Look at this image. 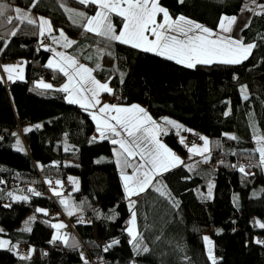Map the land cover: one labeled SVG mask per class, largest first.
Wrapping results in <instances>:
<instances>
[{"label":"trees","instance_id":"16d2710c","mask_svg":"<svg viewBox=\"0 0 264 264\" xmlns=\"http://www.w3.org/2000/svg\"><path fill=\"white\" fill-rule=\"evenodd\" d=\"M0 2L47 17L50 34L61 28L75 39L67 52L90 66L93 76L112 90L109 95L139 103L155 119L170 116L181 122L193 130L187 135L199 136L192 143H200L204 134L210 157L200 170L182 163L157 177L155 187L164 196L149 187L132 198L139 248L149 249L138 250L127 232L129 207L111 157V140L93 138L91 116L79 105L69 104L66 93L59 91L66 78L47 67L53 52L45 48L54 49L48 44L49 33L40 36L38 23L0 25V61L22 60L25 69L23 79L0 78V236L11 242L9 248H0V264H93L83 252L95 254L98 264H212L204 244L207 232L216 264H264V244L257 243L264 241V228L259 226L264 224V167L255 139L264 137V8L259 7L264 0H159L172 18L181 15L212 29L223 16L241 11L246 15L240 41L255 45L249 57L236 65L195 68L84 32V22L73 13L90 17L96 13L95 5L78 0H35L34 7V0ZM111 19L119 32L122 17L112 14ZM12 30L16 36L10 35ZM41 81L52 87H36ZM242 88L247 89V99ZM24 125H30L31 131L26 132ZM161 137L187 155L173 129ZM101 155L104 158L97 160ZM204 171L214 180L210 197L202 195ZM69 175L79 177L78 187L69 183ZM46 181L55 185L60 181L61 187L54 189L62 195H53ZM65 181L71 189L63 193ZM9 193L27 199L14 200ZM61 199L75 209L67 220L49 214L66 212ZM38 208L48 214L37 212ZM29 212L34 214L31 226L20 228ZM60 221L63 229L52 227ZM58 233L68 237L67 244L52 241ZM15 242L30 246L31 255L21 259Z\"/></svg>","mask_w":264,"mask_h":264},{"label":"snow or ice","instance_id":"6c2138e0","mask_svg":"<svg viewBox=\"0 0 264 264\" xmlns=\"http://www.w3.org/2000/svg\"><path fill=\"white\" fill-rule=\"evenodd\" d=\"M85 6L95 5L98 9L94 16H86L82 12L73 13L74 16L83 21V29L86 33H93L107 41H117L121 44L129 45L133 48L141 49L145 52H153L167 60L174 61L177 64L187 68H195L197 65L225 64L236 65L246 60L255 47L254 44L245 45L242 41L232 39L228 36L217 35L210 29L195 23L184 16L175 20L170 16L167 9L159 5V0H78ZM181 3L184 0H180ZM35 6V0L32 5ZM264 8V5L259 6ZM69 11L68 9H65ZM8 11H13L15 15H7ZM115 14L122 17L123 27L117 34L113 26L111 16ZM162 14V21H157V16ZM235 17H222L219 29L222 33H230L232 25L235 23ZM80 21L74 20V23ZM15 25L16 23L36 25V20L22 12L20 8H10L6 3L0 2V25ZM246 26V25H245ZM39 35L44 36L52 32V26L48 20L40 18ZM11 36H16L17 31H10ZM149 36L154 37L150 39ZM55 43L63 41L62 47L69 48L74 41L65 37L63 31L60 32V38H52ZM46 51H52L54 57L59 59H50L47 67L58 70L67 77L65 83L59 91L67 94L69 104H77L91 116L96 124V131L101 139H111L113 145L118 148L114 150L117 157L116 163L121 168V180L123 182L126 197L130 200L131 219L127 228L128 235L131 237L130 243L133 246L148 252L147 247L139 248L140 241L136 233V216L135 202L131 201L133 196H139L149 187H153L161 196L165 192L155 187L157 177L163 173L171 171L173 168L182 164V161L169 148L161 143L159 136L165 130L159 126L148 113L138 105L130 107H121L104 103L101 105L99 96L101 92L111 94V89L107 84L98 82L92 75V69L79 64L72 57L65 55L63 52H56L55 49L45 48ZM91 59V57H88ZM99 68V65H97ZM4 72L7 73L8 80L23 79V68L17 66H4ZM15 74V75H14ZM38 88L49 89L52 86L40 82L36 85ZM244 99H247V89L242 88ZM99 106V107H97ZM89 109H96V112H90ZM227 115V113H226ZM165 123L179 128L171 120H165ZM37 128L40 125H36ZM31 131V129H26ZM166 134V133H165ZM15 135V134H13ZM229 139H236L235 136H229ZM200 139L204 142L203 147L193 145L188 148L190 154L204 155L209 151V142L203 136ZM259 147L257 151L260 154V163L264 165V141L260 137H255ZM181 139V143H183ZM17 150H22L17 141ZM138 158V160H137ZM126 169H132V174H126ZM240 172H245L243 167L239 168ZM71 180V178H70ZM46 183L51 184L50 181ZM72 183H76L72 181ZM57 188L61 187L60 181H56ZM212 185L209 184V197L211 196ZM34 195L39 196L41 193L29 189ZM53 195L61 196L62 193L53 189ZM14 200H26L25 196H13ZM67 215H73L75 209L70 207V201L67 199L60 200ZM37 212L48 213L45 210L37 209ZM259 224V222H257ZM264 228V224H259ZM52 227L57 230L65 227L63 224H53ZM29 230L30 229H26ZM61 240L65 244L68 237L59 233L52 237V241ZM204 242L208 247V258L212 264H216L215 257L212 253L211 241L204 237ZM5 242L0 241V247ZM115 243V241L113 242ZM264 244V241H257ZM108 247H111L109 245ZM107 250V248L105 249ZM27 257H21L25 259ZM87 264V261H85Z\"/></svg>","mask_w":264,"mask_h":264},{"label":"crops","instance_id":"0c3cea01","mask_svg":"<svg viewBox=\"0 0 264 264\" xmlns=\"http://www.w3.org/2000/svg\"><path fill=\"white\" fill-rule=\"evenodd\" d=\"M22 10V9H21ZM98 10V9H97ZM96 10V11H97ZM22 12H23V10H22ZM25 14H27V15H29V16H31V18L32 19H34V20H36V22L39 24V20H40V18H43V19H45L43 16H40V15H37V14H33V13H26V12H24ZM92 16H94V15H92ZM231 17H235L236 18V20H235V23L231 26L232 27V31L230 32V33H228L229 35H232V34H235L236 36H237V38L239 39V40H241V37H240V29H241V27H242V25H243V23L246 21V19H247V17H246V15L244 14V12H240L239 14H237V15H235V16H232V15H229V18H231ZM47 18V17H46ZM222 19V18H221ZM220 19V20H221ZM50 23V22H49ZM113 23V22H112ZM114 26V25H113ZM122 27H123V25H122ZM122 27H121V29H122ZM217 29H216V31H217V34H221L222 36H225V35H228L227 33H222V32H220V29H219V23H218V26L216 27ZM61 31H63L61 28H59L58 29V31H57V33H55V34H47V38L49 39V45L50 46H53V48L55 49V51L56 52H63V53H65V55H68V56H72V57H74L77 61H78V63L79 64H83L84 66H86V67H88V68H90V66H88L85 62H83L82 60H79L78 58H77V56L76 55H74L73 53H70V52H67L68 51V48H64V47H62L61 45H62V43H63V41L61 40V42L58 44V43H55L54 41H53V37H55V38H57V39H59L60 38V32ZM63 33H64V31H63ZM119 32H117V34H118ZM64 35H65V37H67L69 40H72V41H74L75 42V39H73V38H71L69 35H66L65 33H64ZM228 35V36H229ZM234 36V35H233ZM235 36V37H236ZM70 48V47H69ZM51 56H53V54L51 55ZM50 56V57H51ZM52 58V57H51ZM58 59H59V57H58ZM50 60V59H49ZM48 60V61H49ZM17 65H19L20 67H22L23 68V73H22V75H23V78L25 77V69H24V62L22 61V60H15L14 62H12V61H8V60H1V62H0V78L3 80V81H8L9 82V80L7 79V73H5L4 72V66H17ZM91 69V68H90ZM15 75V74H14ZM93 75V74H92ZM98 82H100L95 76H93ZM65 81L64 82H62L61 84H60V87H62L65 83H67V77L65 76ZM41 82H43V83H46L45 81H41ZM47 84V83H46ZM103 84H105V83H103ZM103 92H101V94H102ZM100 94V95H101ZM108 96H110V97H112L113 99H110L109 97H103V98H101V96H99V99H100V101H101V105L102 104H104V103H107V104H110V105H116V106H121V107H130V106H132V105H138V106H140V107H142L147 113H148V115L149 116H151L150 114H149V112H148V110H146V108H144L143 106H141L139 103H134V102H125V103H122V102H120V101H118V99H120L119 98V96L117 95V94H114V95H109V93H108ZM66 98H67V94H66ZM97 107H99V106H97ZM89 111L90 112H96L97 110L96 109H89ZM151 118L159 125V126H161L164 130H165V128H167V130H165L164 132H166V131H168L169 129H173L175 132L176 131H178V130H180V129H182V130H184V133H186V132H190V131H188V129L181 123V122H178L177 120H175L174 118H172V117H170V116H162V117H160V118H158V119H155L154 117H152L151 116ZM165 120H171V121H173L174 122V124H176V125H179L180 127L179 128H177V127H173L172 125H170V124H167V123H165ZM94 124H95V122H94ZM30 127V125H28V126H26V125H24V129H28ZM95 128H96V124H95ZM95 128H94V130H95ZM95 132V131H94ZM94 138H96V139H100V136H95L94 135ZM159 139L160 140H162V137H161V135L159 136ZM111 140V139H110ZM161 143H162V141H161ZM203 141L201 140L200 141V143H197V145L195 144V146H197V147H203ZM193 146V145H192ZM116 147V149L118 148V146L117 145H113L112 144V148H111V151H112V153H111V157H112V159H113V161L115 162V164H116V166H117V163H116V160H117V157L114 155V148ZM187 153V152H186ZM187 156V155H186ZM186 156H184L185 157V159H187L186 158ZM201 157H203V155H200V154H191L190 156H189V159H187V160H182V163H186L187 165H188V167L193 171V170H200V168H203V164H202V162H200V160L199 159H202ZM137 160H138V158H137ZM181 160V159H180ZM206 161V160H205ZM117 169H118V173H119V176H120V181H121V183H122V185H123V182H122V180H121V171H122V169L121 168H118V166H117ZM126 171V174H128V175H131L132 174V169H126L125 170ZM123 189H124V186H123ZM124 194H125V190H124ZM126 195V194H125ZM134 197V196H133ZM132 197V198H133ZM132 198H131V200H132ZM126 200L127 201H130L129 200V198H127L126 197ZM58 224H62L61 223V221L58 223ZM63 229V228H62ZM0 231H2V229L0 230ZM32 250V249H31ZM31 250L29 251V250H27V248H26V250L24 251V252H26V255H21V256H23V257H28L27 256V254L30 256L31 255Z\"/></svg>","mask_w":264,"mask_h":264},{"label":"rangeland","instance_id":"374dc122","mask_svg":"<svg viewBox=\"0 0 264 264\" xmlns=\"http://www.w3.org/2000/svg\"><path fill=\"white\" fill-rule=\"evenodd\" d=\"M250 9V8H249ZM181 15H178V16H176L175 18H173L174 20L176 19V18H178V17H180ZM223 17H229V16H223ZM46 20H48V18H46V17H44ZM185 18H187V19H189V20H191V21H193V22H195L194 20H192V19H190V18H188V17H185ZM162 19H163V17H162V14H161V19H160V17L159 18H157V21L158 22H160V21H162ZM49 21V20H48ZM221 21V20H220ZM220 21H219V24H220ZM195 23H198V22H195ZM200 24V23H199ZM113 25H114V23H113ZM200 25H202V24H200ZM203 26V25H202ZM203 27H206V26H203ZM207 28V27H206ZM208 29H210L212 32H214V33H216L217 34V31H216V29H212V28H209L208 27ZM228 34V33H227ZM217 35H221V34H217ZM229 35V34H228ZM228 35H225V36H228ZM234 35V36H233ZM236 35L235 34H232V35H229L228 37H230V38H232V39H236V40H239L238 38H237V36L235 37ZM149 38L150 39H154V37H152V36H149ZM46 43V42H45ZM47 44V43H46ZM52 58H50V59H57L58 60V57H54V56H51ZM1 62V61H0ZM244 96V95H243ZM165 130H167V128H165ZM20 131V130H19ZM188 131H193V130H189L188 129ZM21 133V132H20ZM94 135L95 136H99V133L96 131V128H95V132H94V134L92 135V137L94 138ZM187 134L186 133H184V130H182V129H180V130H178V131H176V137L178 138V141H179V143L180 144H182L183 145V147L184 148H186L187 149V156H186V158L187 159H189V156L191 155L190 153H189V151H188V148H190V147H192V145H197V143H192V144H190V143H188L187 142ZM200 136H203V137H205L206 139H207V141H208V138H207V136H205L204 134H202V135H200ZM181 139H183V143H181ZM261 140L262 141H264V137L262 136L261 137ZM160 141H162V143L167 147V148H169L177 157H179V159H181V161L182 160H187V159H185V157H184V155L181 153H178L176 150H174L173 148H171V147H169V145L165 142V140L162 138V140H160ZM114 150H116V147L114 148ZM260 155V154H259ZM100 157H102V158H100ZM104 158V156H98L96 159L97 160H100V159H103ZM202 159H199L200 160V162H202V164H203V166L207 163V162H209V159H210V157H209V153H205L204 155H203V157H201ZM206 160V161H205ZM263 167H264V165H262ZM202 173V175H203V178L205 179V190L203 191V193H202V195H204V196H209L208 195V193H209V184H211L212 186H213V184H214V180L212 179V177H210V175H209V172H207V171H204V172H201ZM70 178H71V180H70ZM67 180L69 181V183L71 184V185H73V187L74 188H76V187H78L79 186V177L77 176V175H69L68 176V178H67ZM72 181H75L76 183L74 184V183H72ZM44 186L46 187V183L44 184ZM51 188L49 189V190H51V189H54V188H56L57 189V185H55V181H52V183H51ZM47 188V187H46ZM212 189H213V187H212ZM211 189V194H212V192H213V190ZM62 192H63V186H62ZM64 193V192H63ZM234 200H235V197L233 198ZM127 204H128V207H129V219H128V222H129V220L131 219V210H130V201H127ZM51 215H52V213H50ZM55 214L56 215H58V212H55ZM54 214V215H55ZM33 213L32 212H29V213H27L24 217H23V219H22V222L20 223V228H29L30 226H31V224H32V222H33ZM64 216H65V218H67V213L66 212H64ZM127 226L129 227V223L127 224ZM127 227V228H128ZM2 229V227L0 226V230ZM135 230H136V228H135ZM204 237H208V239L211 241V247H212V253H213V256L215 257V260L217 259L216 258V255L214 254V252H213V244H212V239H211V234L209 233V232H207L205 235H204ZM0 241H3V242H5L4 243V245L2 246V247H0L1 249L2 248H9L10 246H11V242L9 241V239L7 238V237H5L4 235H2V236H0ZM15 245H17V248L18 247H20V245H21V243L19 244L18 242H15L14 243ZM204 244H205V242H204ZM26 248H27V250H31V247L30 246H28V247H25V245H24V247H22L21 249H20V255H26V252H24L25 250H26ZM205 248H206V255H208V247L206 246V244H205ZM22 256V257H23ZM27 256H29L28 254H27Z\"/></svg>","mask_w":264,"mask_h":264},{"label":"built area","instance_id":"2783aa9c","mask_svg":"<svg viewBox=\"0 0 264 264\" xmlns=\"http://www.w3.org/2000/svg\"><path fill=\"white\" fill-rule=\"evenodd\" d=\"M46 43H48V41H46ZM107 97H109L110 99H113L112 97H110V96H107ZM120 98V101L121 102H125L126 101V98H124V97H119ZM21 128V126L20 125H18V127H17V130L18 129H20ZM187 141L188 142H198L199 141V136H197L196 134H189V135H187ZM63 191H69L70 189H71V186L68 184V182H64L63 183ZM58 213H61L60 212V210H58L57 211ZM50 213H52V215H54L55 214V212H49V214ZM51 215V214H50ZM65 218V217H64ZM66 220H67V218H65ZM24 245L21 243V245H20V247H18V252L20 253V249L23 247ZM83 257H84V259H86V260H91L92 262H93V264H98V263H96V259H97V256L95 255V254H93V255H87L86 254V252H83ZM90 257V258H89Z\"/></svg>","mask_w":264,"mask_h":264},{"label":"bare ground","instance_id":"6f19581e","mask_svg":"<svg viewBox=\"0 0 264 264\" xmlns=\"http://www.w3.org/2000/svg\"><path fill=\"white\" fill-rule=\"evenodd\" d=\"M118 101H120V99H118ZM120 102H121V101H120ZM63 192L65 193V191H63ZM60 212H61V213H58V214H60V215H62L63 217H65V216H64V213H63L61 210H60Z\"/></svg>","mask_w":264,"mask_h":264}]
</instances>
